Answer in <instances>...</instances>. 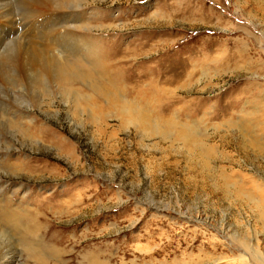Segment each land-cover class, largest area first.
<instances>
[{
    "label": "rangeland",
    "instance_id": "1",
    "mask_svg": "<svg viewBox=\"0 0 264 264\" xmlns=\"http://www.w3.org/2000/svg\"><path fill=\"white\" fill-rule=\"evenodd\" d=\"M2 3L20 21L19 34L0 39V62H14L0 81V251L12 250L13 264L37 263L7 218L34 226L43 264L264 262V0H82L57 13L101 23L71 32L114 57L139 51L106 71L91 46L95 63L82 62L105 87L174 119L164 138L120 127L109 111L102 121L81 112L48 79L29 90L18 52L36 38L27 25L40 13L30 20L19 0ZM27 120L36 142L13 133ZM185 127L193 133L181 141Z\"/></svg>",
    "mask_w": 264,
    "mask_h": 264
},
{
    "label": "bare ground",
    "instance_id": "2",
    "mask_svg": "<svg viewBox=\"0 0 264 264\" xmlns=\"http://www.w3.org/2000/svg\"><path fill=\"white\" fill-rule=\"evenodd\" d=\"M2 2L3 0H0V19H3L4 26H0L1 29L0 39L2 38L1 35L2 32H5V34H7L6 37H9V35L11 34H19L15 26H17V24L20 23V21L18 22L15 21V19L10 14V12L9 13L7 12ZM20 2L22 5L25 6L27 13L30 14L29 18L27 19L33 18L35 16L34 14L37 12L40 13L38 17L36 16L37 18H40L39 20L32 21L30 19L32 23L30 22L31 24L29 25L26 24L27 21L21 23L24 26L26 25L27 27L29 26V28L30 26H33L36 30L35 31L36 33L34 32L33 29L31 30L36 38L33 37L34 39L29 40L30 42H28L27 45L24 46L18 52L19 71L22 75V78L26 80V86L29 88V90L34 86H38L37 84L40 85L42 83V79L45 78L48 79L49 82L52 81L51 83H55V87L57 86V88H59L60 94L66 98L64 101H67V98L71 99L73 101L74 108H80L81 112L85 110L86 111L89 110L93 113L98 112L97 115L98 114L103 115V116H98V118L102 121L103 119H106V116L104 117V112L102 111H109L110 113H113L112 115L116 117L120 127H123L125 125H132L136 128H140L142 131H145L150 136L159 135L162 136L163 138L165 135L169 134L171 128L175 125L174 119L170 118L169 116L166 119L161 117L158 118V116L156 117L154 115H159L158 114L159 111L157 112L151 111L148 107L147 102L142 104V102H140L137 99L135 100L127 99L123 94V88L125 87L119 88L116 84H113L116 86V88L109 89L92 78L91 70L87 68L85 64H83L82 62L83 60H85L89 63H95V51L91 48V46H95L97 48L96 57L98 62V69L101 70L102 68H104L106 71H107L106 66H108L111 63L120 60L137 58V56H139L138 54L139 51H132V52L119 51V53H116L114 57L112 55L113 49L109 47L101 49L103 45V42L101 40L96 41L89 36L84 37L82 35H74V33L71 32V30L91 31L93 27L98 28L101 26V23H96L95 25L92 24L94 26H91V24L87 22L88 20H83V18L78 16L77 13L75 15H69V16H67V14H63V15L57 14V13H63L64 11H68L67 12L68 14L72 13L71 11L76 12L77 8L82 7L81 4L82 0H19V3ZM69 5H73V6H69ZM56 14L57 16L54 17ZM97 15H99V18L103 17L102 13H99ZM37 25L40 27H37ZM105 25L104 27L111 26L110 24L106 26ZM22 28L24 27L22 26ZM60 29L63 31H61ZM39 31L42 32L41 35ZM1 41L2 40H0V44ZM93 41L95 42L93 43ZM132 54H135V56H126ZM119 55H122L124 57L115 59ZM13 63L14 62L8 59V57H5L3 60H1L0 62L1 82L5 80V77L8 73L7 70L8 66H11ZM126 68H128L126 67V62L123 61L121 65L118 67V70L121 71L122 69L125 70ZM118 70H116V72ZM116 77L117 79L120 80V82L121 80H123L122 78L123 74L121 76V73H117ZM75 83L79 85H83L84 88H86V90L91 92L94 97L99 99L100 100L99 104L102 103L103 109H100L101 106L98 108L96 106L97 103L94 100L93 101L90 100V97L92 95H82L76 92L74 86L72 87V85H74ZM173 88L177 89L176 86ZM166 89L169 93L174 92L169 87H166ZM138 94H140L141 96L140 91L137 92V95ZM1 98H0V105L2 106V103H5L4 102L5 100L3 101L2 100L3 98L2 99ZM15 100L16 98L14 97V101ZM89 106L91 109L89 108L86 109V107ZM104 106L106 107L104 108ZM4 107L6 106L4 105ZM161 119L162 122L159 121ZM27 121L29 124L26 125L27 128L14 127L13 133L19 134V136L22 139H27L30 142H36L37 138H35L34 133L32 132V128H33L32 122L31 120H27ZM245 129L246 127H242L240 130L243 133ZM192 133H193L192 130H189L187 127H185L179 130L175 136L179 138L181 141H185L192 135ZM259 148L260 147H258V150ZM205 149L206 147L201 146L199 148V151ZM210 155L211 153L208 152L204 157L209 158ZM23 165H25V163H23ZM260 215L264 216V213L261 212ZM5 220L9 222V225H11L10 221H12V224H14L13 227L14 234L16 235L19 234L20 237V233H22V235L26 236L25 239L30 238L31 242H29L27 239H26L27 241L25 242L22 240V242L24 243V252L27 254V256H31L30 259L33 258L32 259L33 262L37 264H43L44 260L43 257L38 252L37 245L35 243H32L33 241L32 238L34 237V233H35L34 226L33 225H29L30 227L26 226L15 219L7 218ZM46 250H50V249L47 248ZM9 251L12 250L6 248L5 250L0 251V264H13L15 262L16 259L13 256L14 253ZM52 251L54 250H50V253ZM89 258L92 259L89 260L91 261L89 263H93V261H95V257H89ZM94 263L96 264V262ZM260 264H264V262L260 261Z\"/></svg>",
    "mask_w": 264,
    "mask_h": 264
}]
</instances>
